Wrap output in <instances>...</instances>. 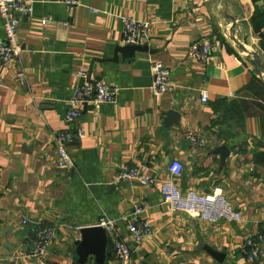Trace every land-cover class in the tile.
Masks as SVG:
<instances>
[{"label": "crops", "instance_id": "0c3cea01", "mask_svg": "<svg viewBox=\"0 0 264 264\" xmlns=\"http://www.w3.org/2000/svg\"><path fill=\"white\" fill-rule=\"evenodd\" d=\"M21 1L33 8L31 16H19L24 53L12 64L0 63V264H38L36 239L49 228L56 238L48 261L77 264L81 231L103 217L118 222L132 264H252L245 243L253 233L262 237L263 253L254 264H264V72L239 50L246 40L264 63V0ZM125 16L151 23V39L142 45L149 52L100 62L128 46ZM201 40L214 43L206 64L188 57ZM5 42L0 18V44ZM156 60L171 71L174 86L159 97L151 92ZM80 71L93 83L105 80L117 101L98 110L86 104L81 118L66 125L72 94L86 81ZM171 111L179 118H169ZM66 129L84 133L67 145L72 169L58 167L53 142ZM191 135L205 144L194 145ZM221 147L229 150L225 160ZM175 160L184 165L176 181L183 194L221 188L243 222L212 225L174 212L160 183L117 181L121 165L145 166L167 180ZM144 204L140 219L154 233L136 247L126 227L135 206ZM108 240L105 264H118ZM208 248L225 253L224 262ZM86 264L97 263L90 256Z\"/></svg>", "mask_w": 264, "mask_h": 264}, {"label": "built area", "instance_id": "2783aa9c", "mask_svg": "<svg viewBox=\"0 0 264 264\" xmlns=\"http://www.w3.org/2000/svg\"><path fill=\"white\" fill-rule=\"evenodd\" d=\"M67 6L79 5L78 0H63ZM32 6L21 0H0V18L3 22L5 43L0 44V63L12 64L19 61L24 53L23 46L19 38L20 15L31 16ZM124 42L127 45H143L151 39V23L139 22L132 17H123ZM214 43L210 40H201L194 43L188 52V57L206 64L210 61ZM154 82L151 87L153 96L159 97L165 93L173 92L174 86L170 81L171 71L165 67L164 63L156 60L151 63ZM79 76L85 79L84 85L74 90L69 101V107L65 115L66 125L76 123L82 116L83 107L92 104L97 110L107 104H114L117 101V91L108 86L103 79L94 83L88 80V73L80 71ZM19 84L26 83V77L21 74L18 79ZM203 103L208 102L206 94L202 97ZM76 137H84L83 130L76 134L66 129L53 136V142L58 152V167L60 169H72L75 164L67 151V145ZM191 142L201 146L205 141L198 136L191 135ZM184 165L180 161H172L167 168L168 179L163 180L154 175L145 166L121 165L118 172V182H136L145 187H153L161 184V193L164 201L174 212L184 213L191 218L216 225L219 223H242L243 216L236 211L221 188L215 189L208 195H201L194 190L183 194L176 181L183 175ZM146 204L136 205L134 208V220L128 224L126 230L130 236V244L136 247L141 246L146 240L153 237V229L149 222L140 219L145 211ZM25 224L27 221L24 222ZM96 227L105 230L110 238L111 249L118 264H132V249L121 236L118 229V222L108 217H103ZM56 238V231L53 228L40 232L36 239L35 258L38 264H60L51 263L47 259L48 248ZM262 237L258 234H249L246 238L245 253L249 263H256L261 259L263 253L259 247L258 240Z\"/></svg>", "mask_w": 264, "mask_h": 264}, {"label": "water", "instance_id": "95a60500", "mask_svg": "<svg viewBox=\"0 0 264 264\" xmlns=\"http://www.w3.org/2000/svg\"><path fill=\"white\" fill-rule=\"evenodd\" d=\"M235 39V38H234ZM234 42V40H232ZM232 42V43H233ZM244 44H239V50L243 51L248 56H253L255 58V64L258 67V71L264 72V63L260 59L259 55L249 52ZM149 52V47L147 45H128L125 47L117 48L115 51V57L111 60H99L100 62H119V54L123 56L124 59H134L136 53ZM88 80L91 81V75L88 76ZM169 118L175 117L179 118V114L175 111L168 113ZM179 122L176 124L178 125ZM219 152L222 155V159L225 160L229 157V150L226 147L219 148ZM208 252L217 261L224 262L226 258L225 253L217 252L211 248H208ZM76 254H77V264H86L89 257L93 256L97 264H105L107 259L111 257L109 252V240L107 233L104 229L100 227H89L81 231V238L76 244Z\"/></svg>", "mask_w": 264, "mask_h": 264}, {"label": "trees", "instance_id": "16d2710c", "mask_svg": "<svg viewBox=\"0 0 264 264\" xmlns=\"http://www.w3.org/2000/svg\"><path fill=\"white\" fill-rule=\"evenodd\" d=\"M262 47H263V49H264V44H262Z\"/></svg>", "mask_w": 264, "mask_h": 264}]
</instances>
